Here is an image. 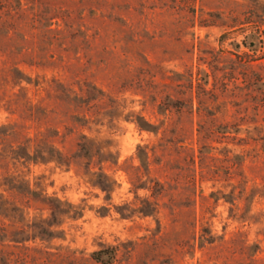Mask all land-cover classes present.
<instances>
[{
	"label": "rangeland",
	"instance_id": "374dc122",
	"mask_svg": "<svg viewBox=\"0 0 264 264\" xmlns=\"http://www.w3.org/2000/svg\"><path fill=\"white\" fill-rule=\"evenodd\" d=\"M21 1L22 24L0 18V125L33 135L19 98L52 78L95 85L90 130L57 143L88 133L108 182L10 163L40 194L10 195L24 214L0 216V264H264V0ZM46 196L61 211L33 239Z\"/></svg>",
	"mask_w": 264,
	"mask_h": 264
},
{
	"label": "trees",
	"instance_id": "16d2710c",
	"mask_svg": "<svg viewBox=\"0 0 264 264\" xmlns=\"http://www.w3.org/2000/svg\"><path fill=\"white\" fill-rule=\"evenodd\" d=\"M21 0H0V18L4 16L7 32L11 28H16L24 21L26 17L25 8L22 6ZM37 14L34 13V16ZM52 17L47 16V25L52 24ZM19 81L26 79L25 76L17 72ZM22 88V87H20ZM103 93L96 88L95 85L89 82L78 84L77 88L73 83L52 78L47 85L45 95L34 101L33 98L21 95L20 104L26 112L24 119L30 120L35 124V132L33 135L24 133L22 139H18V135L22 132L25 126L24 123L15 121L0 125V187L7 194L0 193V216L10 219L15 216H22L24 208L17 205L14 195L25 197V202L30 201V198H37L40 194L30 186L28 180L20 174L9 173L10 163L13 166L17 164H26L29 162H54L58 166L70 168L74 165L82 167L84 173H93L96 175L95 182L102 188H106L108 175L104 171V163L107 158L103 155L100 146L96 145L88 133L82 132L78 140L75 142L73 150L65 151L57 143V138L61 137V141L65 139V134L74 132L77 128H87L90 130L92 119V108L95 104L94 100H101ZM9 101V99H7ZM17 103L18 100H15ZM11 102V101H10ZM9 103V102H8ZM11 104V103H9ZM14 113V109L11 111ZM52 121L53 125H49ZM140 125V124H139ZM64 128L67 132L63 136H58L60 128ZM12 135V136H11ZM14 139V140H13ZM94 164L98 165V171H93ZM91 181V180H90ZM158 183V182H156ZM13 195L14 197L10 196ZM44 204L49 209L50 219H41V224L36 225L40 239L52 233L50 226L61 211L58 204H55L56 198L48 197L41 198ZM58 200V199H57ZM29 206V205H28ZM72 217L79 212L75 205ZM10 217V218H9ZM3 230L2 235H5V227H0ZM17 240V239H14ZM100 253L103 250H99ZM114 248H110L109 258L102 259L104 263L112 262Z\"/></svg>",
	"mask_w": 264,
	"mask_h": 264
}]
</instances>
